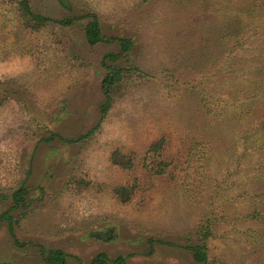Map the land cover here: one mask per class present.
I'll use <instances>...</instances> for the list:
<instances>
[{"label":"rangeland","instance_id":"rangeland-1","mask_svg":"<svg viewBox=\"0 0 264 264\" xmlns=\"http://www.w3.org/2000/svg\"><path fill=\"white\" fill-rule=\"evenodd\" d=\"M15 2L0 0V74L18 85L0 107V190L7 194L25 177L31 202L14 228L25 245L16 246L0 224V261L48 264L42 247L62 249L65 264H87L99 252L107 264H198L174 232L192 225L204 202L242 213L250 193L264 190V132L246 114L241 91L251 79L247 49L256 47L246 37L264 13L250 0H29L51 18L31 32ZM88 13L106 35L134 41L114 63L128 66L139 57L150 76L129 91H113L92 135L73 140L95 126L104 101L101 61L118 50L115 42L87 43ZM72 16L80 18L56 22ZM231 21L238 25L234 35L212 36ZM50 132L58 136L39 138ZM162 136L180 170L170 168L172 180L146 170L148 144ZM116 147L134 155L133 169L110 162ZM182 149L188 155L179 158ZM135 176L132 200L120 202L112 188ZM6 204L0 198V207ZM244 230L215 225L211 258L261 264ZM120 255L124 262L112 261Z\"/></svg>","mask_w":264,"mask_h":264},{"label":"trees","instance_id":"trees-1","mask_svg":"<svg viewBox=\"0 0 264 264\" xmlns=\"http://www.w3.org/2000/svg\"><path fill=\"white\" fill-rule=\"evenodd\" d=\"M252 8H257L264 13V0H250ZM249 3V5H250ZM16 11L18 20L23 28L35 32L43 29L51 18L35 12L30 5L29 0H16ZM90 19L85 23L84 35L88 44L97 42H115L118 46L117 52H107L104 54L101 64L106 69L105 75L101 79V91L104 95V101L99 105V117L94 127L88 129L84 134L74 137L73 140L81 138H88L92 135L94 130L99 126L105 114L109 111L113 103L112 92L116 89L123 88L124 90H131L138 86L143 80L148 79L150 74L143 70L138 58L132 61L128 66L118 65L116 62L122 57H127L129 51L134 47V41L130 37L108 36L101 30L98 18L93 13H88ZM81 17H83L81 15ZM79 16L67 17L58 19L56 22L62 25H68ZM220 25V24H219ZM224 26V25H223ZM238 29L237 21L226 24V29H219L212 34L216 39L221 40L222 36H232ZM221 32V33H220ZM253 35H247L250 43L256 44L253 50L252 46L247 50L249 57L246 58L248 76L251 79L247 80V84L242 85L241 89L244 97V107L246 114L252 118L257 119V124L264 132V21L254 26ZM227 39V38H226ZM256 50V52H255ZM257 57V58H256ZM244 61V58L242 59ZM233 74V71H230ZM234 76V75H233ZM234 78H236L234 76ZM146 79V80H147ZM16 80H10L0 74V107H3L11 102L10 95L14 93V88H17ZM202 113V112H201ZM204 114H210V109ZM209 121L212 117H208ZM58 136L54 133H49L47 136L39 138L43 140H52ZM60 138V136H59ZM71 141L72 139H68ZM38 141V140H37ZM168 145L166 138L159 137L152 140L145 151V158L151 159V168L146 170L153 173L155 176H168L169 179H174L175 176L169 175L170 168H178L176 159L169 157ZM185 150L182 149L179 158L184 156ZM188 155V152H185ZM134 155L131 152H124L116 147L109 153L110 162L118 168L131 170L135 166ZM184 162V161H183ZM182 164V162H180ZM264 163V160H263ZM176 165V166H175ZM154 167V168H153ZM183 170V168L181 167ZM181 170V171H182ZM178 171L179 168H178ZM153 174L151 176H153ZM133 183L120 184L112 188V193L120 202H129L132 200L135 188L139 187L138 178L135 176ZM25 177L19 180L15 185L7 188V194L0 190L1 200H7L8 205L0 207V224L1 229L6 231L11 237L16 246L25 245V242H20L14 228L19 222L21 215L26 214L27 207L30 204L28 198L27 188L23 184ZM5 191V190H4ZM249 203L246 210L242 213L229 212L227 206H220L219 208L212 206L208 201L204 202L201 212L198 214L196 220L192 225H183L179 227L174 233H177L185 238L186 243L180 244L183 249L190 251L192 260L198 264H221V261L211 258L209 255L210 240L214 236L215 225L230 223V225L243 224L245 228L246 245L251 246V253L258 262L264 264V190L262 192H252L249 195ZM20 209V213L14 214V211ZM215 211V212H214ZM19 216V217H18ZM186 230V231H185ZM185 231V233H184ZM148 241L153 242V237H149ZM43 261L48 264H65L67 254L60 248L44 249L40 248ZM125 257L122 255L115 257L112 261L116 263L124 262ZM107 255L103 252L95 254L87 264H107ZM0 264H11L6 261H0ZM224 264V263H223Z\"/></svg>","mask_w":264,"mask_h":264}]
</instances>
